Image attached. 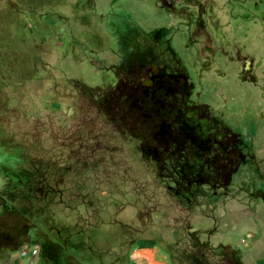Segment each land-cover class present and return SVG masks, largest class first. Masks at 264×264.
<instances>
[{
    "label": "rangeland",
    "instance_id": "1",
    "mask_svg": "<svg viewBox=\"0 0 264 264\" xmlns=\"http://www.w3.org/2000/svg\"><path fill=\"white\" fill-rule=\"evenodd\" d=\"M214 1L0 0V264H264V30ZM159 105L227 146L182 196Z\"/></svg>",
    "mask_w": 264,
    "mask_h": 264
},
{
    "label": "trees",
    "instance_id": "2",
    "mask_svg": "<svg viewBox=\"0 0 264 264\" xmlns=\"http://www.w3.org/2000/svg\"><path fill=\"white\" fill-rule=\"evenodd\" d=\"M163 69L166 70V75L170 77H179L181 80L186 78L182 72L169 71L166 68ZM170 91L168 89V96H172ZM157 107L161 111L159 115H162L163 118L157 138L163 139L165 143L169 140L181 147L192 146L194 148L193 152L189 154L190 156H184L182 162L176 169L178 184L170 186L176 196H182L188 194L195 186L206 184V177L203 175V164L201 163L200 157L202 158L210 152L217 151L219 152L218 158H220L222 156L220 154L223 153L227 146L224 147L214 143V138L218 141L221 140V136L217 132L216 127L213 129L208 128L206 132L200 121L187 119V113H192L193 111H188L181 115L179 110H177L176 114L173 115L170 107L165 108L163 105ZM156 112L157 110H155ZM203 118L207 119L208 117ZM162 149L163 147L158 148L159 151ZM145 154L150 157L148 152H145Z\"/></svg>",
    "mask_w": 264,
    "mask_h": 264
},
{
    "label": "flooded vegetation",
    "instance_id": "3",
    "mask_svg": "<svg viewBox=\"0 0 264 264\" xmlns=\"http://www.w3.org/2000/svg\"><path fill=\"white\" fill-rule=\"evenodd\" d=\"M230 3L232 2L234 5H236L239 8H242L243 11L245 12V22L249 23L251 25L254 26H260L263 30H264V0H230ZM210 2H208L209 4ZM215 1L212 0V2L210 4L214 5ZM231 3V5H232ZM207 20L209 22H211V27L213 28V35L215 37H218L219 35H222L223 32V28L221 27L220 21L218 20V18H216L213 15H208L207 16ZM230 25V22L227 24V27ZM195 34V38H199L200 36L204 37L205 40V44L202 46L201 52L203 54V56H212L216 53L217 49L215 48V46L213 45L212 42V33H201V31L195 30L194 31ZM188 52H190L189 50H187ZM193 52V51H191ZM194 54V52H193ZM195 55V54H194ZM246 62V72L248 74H250V72L252 71V62H251V58L250 57H246L245 56V60ZM249 79H251V77L248 76ZM186 86L189 88L190 84L189 82H185ZM191 88V87H190Z\"/></svg>",
    "mask_w": 264,
    "mask_h": 264
}]
</instances>
